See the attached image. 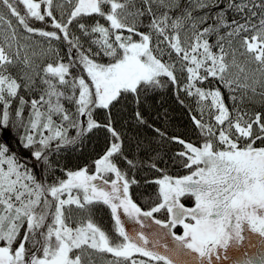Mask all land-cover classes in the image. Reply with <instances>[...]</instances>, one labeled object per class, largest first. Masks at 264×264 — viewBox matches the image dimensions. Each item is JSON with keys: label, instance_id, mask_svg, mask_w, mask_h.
<instances>
[{"label": "snow or ice", "instance_id": "1", "mask_svg": "<svg viewBox=\"0 0 264 264\" xmlns=\"http://www.w3.org/2000/svg\"><path fill=\"white\" fill-rule=\"evenodd\" d=\"M9 126L0 264H264V0H0Z\"/></svg>", "mask_w": 264, "mask_h": 264}, {"label": "trees", "instance_id": "2", "mask_svg": "<svg viewBox=\"0 0 264 264\" xmlns=\"http://www.w3.org/2000/svg\"><path fill=\"white\" fill-rule=\"evenodd\" d=\"M167 103L165 107H169L171 105V109L169 112L170 119L172 124L174 125V131L176 132H191V124L189 120V116L186 111L179 107L178 105L174 104L171 97H166ZM155 116V113H153ZM0 140H4L9 142L10 146L15 150L18 155H20L25 160H31V157L27 151V149L23 148L18 142V136L14 129L10 126L5 129H0ZM103 147V142L99 141H92L89 143V147L83 153H70L67 154L63 159L70 167H75L81 163V161L86 162L89 158H94L95 152L99 151V149ZM163 166V165H161ZM175 174V173H173ZM178 230H182L180 226H178Z\"/></svg>", "mask_w": 264, "mask_h": 264}, {"label": "rangeland", "instance_id": "3", "mask_svg": "<svg viewBox=\"0 0 264 264\" xmlns=\"http://www.w3.org/2000/svg\"><path fill=\"white\" fill-rule=\"evenodd\" d=\"M128 225H126V227H127Z\"/></svg>", "mask_w": 264, "mask_h": 264}]
</instances>
